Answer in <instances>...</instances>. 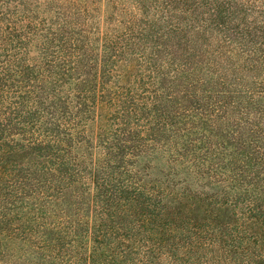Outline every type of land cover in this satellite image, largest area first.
<instances>
[{"label":"trees","instance_id":"1","mask_svg":"<svg viewBox=\"0 0 264 264\" xmlns=\"http://www.w3.org/2000/svg\"><path fill=\"white\" fill-rule=\"evenodd\" d=\"M58 2L0 0V264L23 249L40 256L41 264H181L189 245L200 246V233L177 227L171 217L179 198L172 196L192 192L169 179L175 173L152 177L143 157L152 152L170 160L184 144L193 151L192 163L200 159V137L202 148L221 154L236 139L251 146L264 175V108L257 103L264 104V89L255 91L264 77L252 79L249 52L225 61H248L246 68L223 66L219 54L216 60L200 57L189 77L196 91L183 98L202 102L204 112L192 125L197 136L186 138L193 121L167 122L166 103L175 93L164 83L173 87L180 67L168 69L171 55L156 43L152 27L128 19L121 25L130 38L88 29L86 22L76 27L61 21ZM86 10H72L74 22ZM145 35L149 43L138 42ZM139 70L152 78V92L148 82L137 81ZM240 102L256 107L239 113ZM223 108L232 115L228 120L218 116ZM207 151L201 153L204 164L205 157H215ZM240 167H208L210 175L232 173L217 182L235 205L227 206L225 222L204 232L209 243L231 248L225 254L263 258L264 177L256 186L255 171L244 174L254 168ZM198 191L200 204L217 202ZM183 233L192 237L173 247ZM229 256L206 264H238Z\"/></svg>","mask_w":264,"mask_h":264},{"label":"rangeland","instance_id":"2","mask_svg":"<svg viewBox=\"0 0 264 264\" xmlns=\"http://www.w3.org/2000/svg\"><path fill=\"white\" fill-rule=\"evenodd\" d=\"M58 4L63 7L60 14L61 21H69L76 27H81L86 22L88 29L92 27L101 28L103 32L113 33V36L122 35L125 38L130 37L126 35V31L121 24L128 19L135 20L139 18L136 21L138 24L152 27L157 37L156 43H162L161 47L166 50L165 53L171 55L168 69L175 68L179 70L180 67V74L173 87L164 83L171 95L175 93V96L172 95L171 98H168L166 103L171 111L167 122L169 125H176L193 121V124L188 125L189 132L186 138L197 136L198 131L192 129V125L196 126L195 120L202 117L204 112L202 102L194 101L192 97L183 98L184 94H192V91H196L194 85L189 86V82H193L192 80L189 81V77L192 76L193 70L198 68L196 64L200 62V57L204 59L211 57L216 60L215 55L219 54V61L223 66L238 64L240 66L238 68H246L250 66L248 61L239 62L236 59L232 62L225 61H230L233 53L242 55L249 52L252 55L253 62L251 68L252 79L260 81L264 77V0H59ZM82 9L87 10L84 13L80 12L82 15L76 17L77 21L74 22L75 15L71 14L72 10L81 11ZM164 31L167 38L163 35ZM150 38V36L146 37L145 35L138 42L149 43ZM124 40L126 42V39ZM139 69L144 71L140 67V63ZM142 74L143 72H140V70L136 73L137 81H141V84L145 81L148 82L146 87L152 92V78H148L149 74H147L146 79ZM263 89L264 86H258L255 91L261 93ZM165 91L164 88L163 94ZM151 92L144 93V97L151 96ZM232 99L234 100V98L223 97L222 101H231ZM257 103H261L259 108H264L262 100L257 101ZM237 106L240 109L239 113L250 107H256L248 102H240ZM177 116L180 117V120ZM218 116L220 119L228 120L232 115L223 108ZM179 127L184 126L180 124ZM167 134L169 132L163 135L166 137ZM175 135L172 140L177 142ZM204 140L200 137V143H198V146H200V159L198 161L189 162L194 154L184 144L181 147L176 146L180 154L177 151L171 152L169 154L170 160L167 155L165 159L160 153L149 152L150 156L143 157L142 161L145 169L151 171L152 177L158 175L162 178L163 174L160 172L162 170L166 173H175L176 176L172 174L169 179L174 183H178L175 184L179 187H186L185 191L190 189L192 192V196L187 191L183 196H172L174 197L172 200L179 198L173 204L174 215L171 217L173 221H178L177 227L182 225L183 228L188 227L191 231H199L200 233V246L189 245L186 256L181 257L183 259L181 264H206L208 259L213 262L220 257L229 260V255L238 264H245L248 259L250 260L248 264H264V257H249L243 252L233 250L229 254L223 253L224 249L229 250L231 248L227 247L225 242H221V246L218 243H209L211 237L204 232L207 231L206 226L216 223L221 225L225 222L227 217L224 216V213L229 212L227 206L233 209L235 205L232 198L224 194L220 182H217L219 179H228V176H232V173L227 172L223 176L220 172H217V175L211 172L212 175H210V170H207L208 167L215 163L225 168L241 166L240 169H243V171L253 167L254 170L244 174L255 171V177L259 180L254 181V183L256 186H261L263 180L260 178H263L264 175L258 172L260 166L255 161L257 156L249 144H241L240 140L231 139L232 148H228L229 144L225 141L224 145L228 149H222V154L218 151H207L206 148H202ZM219 140L222 141L223 138L220 136ZM196 151L199 153V150ZM205 151L215 157H205L207 161L204 164L201 160L203 157L201 153ZM245 154L249 155L246 160L243 158ZM251 159L252 164H249L248 162ZM167 160L170 161L169 164H167ZM222 171H225V169ZM196 189H199L197 194L200 195V198L217 202L211 207H206L205 203L200 204V200L194 196ZM231 193L233 195L238 194ZM191 237L192 235L189 233L176 234L175 240L171 244L173 247H181L186 245ZM251 251L250 249L249 252ZM41 261L40 256L28 255L23 249V251L10 253L5 263L41 264ZM42 263L44 262L42 261Z\"/></svg>","mask_w":264,"mask_h":264}]
</instances>
